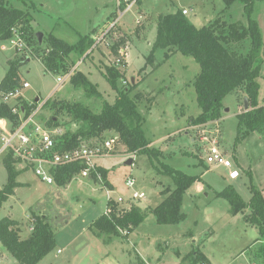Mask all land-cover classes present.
<instances>
[{
    "label": "rangeland",
    "instance_id": "rangeland-1",
    "mask_svg": "<svg viewBox=\"0 0 264 264\" xmlns=\"http://www.w3.org/2000/svg\"><path fill=\"white\" fill-rule=\"evenodd\" d=\"M7 1L31 15V29L43 33L42 48L48 33L70 44L77 43L81 35L92 39V45L85 47L83 52L73 50L68 61L71 68L77 66L86 74L94 92L73 87L69 79L57 85L58 74L45 72L38 57L30 54L28 49L19 52L9 40L0 43V81L10 60L29 58L18 69L20 82L29 83L22 92L27 102L35 98L40 102L49 100L50 103L77 102L94 113H99L104 106L113 105L116 89L106 68L114 66L115 56L106 44L112 37L103 32L112 20L117 0ZM183 8L188 12L187 17L199 27L218 16L227 22L240 21L245 26L248 18L256 22L261 41L256 54L260 66L256 101L259 105L264 104V0H249L247 4L244 0H228V3L227 0H141L127 9L118 20L116 36H113L123 37L127 43V63L114 66L121 73L114 85L117 89L129 90L128 97L134 100V110L140 116L142 135L148 141V147L159 150L160 155L156 160L152 153H128L118 133L106 130L101 137L112 138L114 146L107 156L98 158V163L106 170L107 183L90 177H77L63 186L47 185L32 172L20 171L16 181L22 183L3 202L0 218L18 221L20 238L29 235L34 214L47 218L55 235V247L36 264H89L99 261L101 249H94L113 245L106 244L102 237L88 230L86 223L88 225L104 213L108 195L117 198L128 197L133 190L143 192L144 197L136 200L142 209L160 202L164 197L160 192L167 187H175L172 178L160 172L163 165L198 177L181 200L180 210L185 217L175 224H159L155 216L148 213L127 237L113 236L115 246H118L113 253H119L117 259L144 264L138 262L139 254L134 251V245L147 264H156V256L159 264H174L177 255H180L181 264H192L191 255L197 251L205 255L209 264H264V236L259 234L255 225L243 219V215L249 212L248 206L233 214L228 200L215 196V192L228 186L246 204L252 197V189L264 196V138L254 131L241 130L238 133L237 114L244 109L241 94L230 93L223 98L217 119L219 146L239 172L237 178L228 179L225 168H213L205 162L208 144L202 139L203 132L216 128L214 120L192 125L187 119L200 113L193 87L199 65L191 56L180 52L162 61V49L153 53L152 62H146L156 34L157 16ZM248 44L246 39L235 48L245 53ZM122 80L126 83L123 84ZM51 116L52 111L45 105L37 119L43 123ZM135 118V115L127 117L126 122L134 125ZM58 121L71 132L80 127V123L70 122L67 115L59 114ZM128 158H132V164H123ZM128 179L133 181L132 188L126 186ZM6 181L7 171L0 157V190ZM70 240L71 243L66 244ZM88 247L96 256L86 255L91 251H87ZM122 248L129 249L126 257H119ZM0 249V264H19L1 246Z\"/></svg>",
    "mask_w": 264,
    "mask_h": 264
},
{
    "label": "trees",
    "instance_id": "trees-1",
    "mask_svg": "<svg viewBox=\"0 0 264 264\" xmlns=\"http://www.w3.org/2000/svg\"><path fill=\"white\" fill-rule=\"evenodd\" d=\"M248 1L244 0L245 4ZM31 21L32 17L27 11L11 6L7 0H0V43L18 35L25 44L24 51L28 49L30 54L38 57L45 72L62 74L69 71L71 69L68 61L69 54L73 50L83 52L85 47L92 45V39L88 35H81L77 43L70 44L48 33L44 39L45 47L42 48L43 43L38 45L36 32L31 29ZM113 33H115L114 27L106 33V36L112 37L110 41L108 40L109 49L115 56L118 48L124 46L126 40L119 36L113 37ZM246 39L249 46L246 52L242 53L235 46ZM260 46L258 27L252 19L248 18V24L245 26L240 21L227 22L218 16L197 28L181 10H176L174 13L157 16L156 34L146 62H152L153 53L157 49L164 51L162 61L175 52L191 56L199 65L193 87L200 113L189 116L188 121L192 125H201L218 119L223 98L230 93L241 94L242 102L243 98H246L248 106L237 114L238 133L241 130L254 131L264 138V104L259 105L256 101L257 77L260 69L256 54ZM28 59L16 58L8 62V70L0 81L1 92H7L20 85L18 69ZM106 71L116 89V99L113 105L104 106L99 113H94L90 108L77 102L50 103L49 100L45 102L52 111L47 124H58L59 114L69 116L70 122L80 123L77 131L66 133L65 143L60 150L73 148L82 142L98 140L104 131L114 130L128 153H152L157 160L160 152L148 147V141L145 140L139 128L140 116L134 110L135 102L128 97L129 90L117 89L114 85L121 73L114 66H108ZM69 81L75 88L80 87L86 92H94L92 82L84 72L78 69L74 70ZM133 115L136 116V124H128L126 118ZM0 116H11L8 105L0 103ZM3 163L7 171V181L0 190V208L3 202L14 193V188L21 185L16 181L20 171L15 168L14 160L7 156L3 159ZM77 169V165L61 168L55 176L56 184L63 186L68 183L72 173ZM162 169L160 172L169 175L175 187L163 189L160 194H163L164 198L159 203L145 209L132 206L127 212L116 216V204L107 200L106 205L111 207L109 217L103 213L89 224L88 229L102 237L103 242L109 243L112 236L127 237L148 213H152L159 224H175L182 221L185 217L180 210L183 194L197 181L198 177L175 170L168 165H163ZM99 171L103 182L107 183L106 170L100 167ZM215 196L228 200L233 214L241 212L247 205L249 212L244 214V221L255 225L259 234L264 236V196L258 190L252 189V197L247 204L240 200L230 186L215 192ZM34 219L30 225L29 235L26 238H20L18 221L9 217L0 218V246L19 264H36L55 247V235L47 218L34 214ZM119 230H124L126 233L123 235ZM191 257L192 264L197 262L208 264L207 258L200 251Z\"/></svg>",
    "mask_w": 264,
    "mask_h": 264
},
{
    "label": "built area",
    "instance_id": "built-area-1",
    "mask_svg": "<svg viewBox=\"0 0 264 264\" xmlns=\"http://www.w3.org/2000/svg\"><path fill=\"white\" fill-rule=\"evenodd\" d=\"M139 0H117L116 9L114 10L112 20L105 28L106 34L111 28L116 27L118 20L124 12L138 3ZM181 12L186 15L187 10L182 9ZM102 33V35H103ZM101 35V36H102ZM116 36V33H113ZM103 38V37H102ZM99 40V39H98ZM12 46L19 51H23L25 44L23 40L14 35L9 40ZM109 47V41L106 43ZM127 43L117 50V55L113 60V65H123L127 63ZM77 66H73L69 71L58 74L56 84L60 85L69 79ZM123 84L126 82L122 80ZM29 87L27 81H23L19 86L14 87L7 92H1V104L8 105L10 115L0 116V157L2 160L7 156L14 160V166L19 171H30L36 178L47 185L56 184L55 176L61 168L77 165L78 169L71 175V179L77 177H90L98 181H102V175L99 171L101 165L98 158L107 156L114 146V140L110 137H100L98 140L91 142H82L73 148L60 150L65 143L66 133L71 132L65 129L63 125L47 124V120L41 123L37 118L41 108L45 106V101L40 102L39 99L27 102L23 98V90ZM14 101L13 104L10 102ZM215 129L206 131L202 137L208 144L206 149L205 162L213 168L223 167L226 169V177L235 179L239 176L237 169L233 168L231 160L225 156L224 151L219 146L217 137L218 120H214ZM68 139V138H67ZM126 186L132 188L133 181L126 180ZM144 197L143 192L133 190L128 197L118 196L112 198L108 195V199L116 204V216L127 212L132 206H138L136 200ZM110 205H106L104 214L109 217ZM121 234L126 231L119 230ZM256 264V263H251Z\"/></svg>",
    "mask_w": 264,
    "mask_h": 264
},
{
    "label": "crops",
    "instance_id": "crops-1",
    "mask_svg": "<svg viewBox=\"0 0 264 264\" xmlns=\"http://www.w3.org/2000/svg\"><path fill=\"white\" fill-rule=\"evenodd\" d=\"M138 2H141V0H139ZM181 10V9H180ZM113 13V12H112ZM187 14H188V12H187ZM187 14H186V16H187ZM188 18V17H187ZM189 19V18H188ZM190 20V19H189ZM191 21V20H190ZM211 21V20H210ZM210 21H208V23L210 22ZM192 22V21H191ZM193 23V22H192ZM194 24V26L195 27H197V28H199V26H197L195 23H193ZM207 24V23H206ZM205 25V24H204ZM130 31V30H129ZM155 38V37H154ZM18 182H20V181H18ZM20 183H22V182H20ZM164 198V197H163ZM159 203V202H158ZM155 206V205H154ZM149 207H152V206H149ZM244 216V215H243ZM65 221V223L67 222V220L65 219L64 220ZM92 221H94V220H92ZM91 221V222H92ZM90 222V223H91ZM89 223V224H90ZM89 224L87 225V223H86V228L88 229V226H89ZM89 230V229H88ZM74 239V238H73ZM71 241L72 240H70V241H68L66 244H69V243H71ZM106 244H112L113 246H102L103 248H95L94 250H100L101 249V251H100V253H101V255H100V259H99V261H94V262H91V263H89V264H131L132 263V261L130 260V259H128V262L126 263L125 261H120L119 259H117V255H119V253L118 254H116V255H114L113 253L115 252V250L117 249V247L118 246H115L116 245V240L114 239V237L112 236V239L110 240V242L109 243H106ZM91 249V251H88V250H90ZM133 249H134V251L136 252V253H138L139 255H138V262L139 263H144V264H147V262L143 259V256H141V253H139V251L136 249V247L133 245ZM1 250V249H0ZM87 256H96L94 253H93V249L92 248H89L88 247V249H87ZM98 252V251H97ZM126 252H129V249H127V248H122L121 249V255L119 256V257H126ZM4 254V253H3ZM5 255V254H4ZM179 258H180V255H177V257H176V259L173 261V263L174 264H181V261H179ZM156 260H157V263L156 264H159V262H160V260H159V258H158V256H156ZM208 260V259H207ZM208 264H209V260H208Z\"/></svg>",
    "mask_w": 264,
    "mask_h": 264
},
{
    "label": "water",
    "instance_id": "water-1",
    "mask_svg": "<svg viewBox=\"0 0 264 264\" xmlns=\"http://www.w3.org/2000/svg\"><path fill=\"white\" fill-rule=\"evenodd\" d=\"M35 36H36V38H37L38 45L40 46L41 43H42L43 33H42L41 31H37V32L35 33ZM35 100H37V98H35ZM247 106H248V104H247V100H246V98H243V107L246 109ZM132 161H133L132 158H128V159H126V160L123 162V164H125V165H131V164H132Z\"/></svg>",
    "mask_w": 264,
    "mask_h": 264
}]
</instances>
